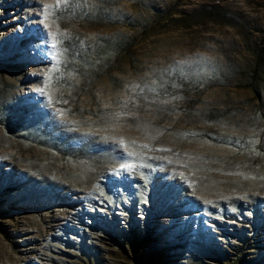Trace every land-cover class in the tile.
Returning <instances> with one entry per match:
<instances>
[{
    "label": "rangeland",
    "instance_id": "374dc122",
    "mask_svg": "<svg viewBox=\"0 0 264 264\" xmlns=\"http://www.w3.org/2000/svg\"><path fill=\"white\" fill-rule=\"evenodd\" d=\"M57 3L0 0V264H264V0Z\"/></svg>",
    "mask_w": 264,
    "mask_h": 264
},
{
    "label": "snow or ice",
    "instance_id": "6c2138e0",
    "mask_svg": "<svg viewBox=\"0 0 264 264\" xmlns=\"http://www.w3.org/2000/svg\"><path fill=\"white\" fill-rule=\"evenodd\" d=\"M60 6V4H59V0H58V3H57V5H56V7H59ZM53 35L55 36V35H57L56 33H53ZM66 35V34H65ZM41 91H43V90H41ZM133 143H135V142H133ZM142 147H144V146H142ZM128 155H133L132 153H129ZM123 167L125 168V169H130V168H132L133 167V165L132 164H125V165H123Z\"/></svg>",
    "mask_w": 264,
    "mask_h": 264
}]
</instances>
